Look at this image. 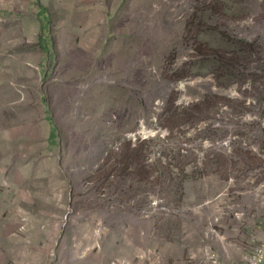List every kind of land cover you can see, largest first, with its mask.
<instances>
[{"label": "rangeland", "instance_id": "rangeland-1", "mask_svg": "<svg viewBox=\"0 0 264 264\" xmlns=\"http://www.w3.org/2000/svg\"><path fill=\"white\" fill-rule=\"evenodd\" d=\"M4 1L0 264H231L204 231L264 221V0H107L102 31L53 16L33 67Z\"/></svg>", "mask_w": 264, "mask_h": 264}, {"label": "crops", "instance_id": "crops-1", "mask_svg": "<svg viewBox=\"0 0 264 264\" xmlns=\"http://www.w3.org/2000/svg\"><path fill=\"white\" fill-rule=\"evenodd\" d=\"M20 1L7 2L4 0H0V15H8V17H18V12L16 8L13 10V6L17 5ZM108 2L107 0H28L26 2L22 1V8L24 11V20L25 23L22 26V30L25 32L36 33V41L33 42L32 49L34 50L35 57L37 60H32L30 58V66L33 67L38 64H44V60L51 59L53 44H51L48 40V36L46 34L50 32L52 23V17L55 16L58 19L54 26L62 29L61 24H65L64 26H73L74 28L79 26H86L88 28L93 27L90 22V19H94V22L98 23L97 26L98 31H102L107 29L108 22ZM11 11V13H9ZM8 12V13H7ZM23 16V13H21ZM64 19L61 22V19ZM19 26L13 29L14 31H18ZM45 32V38L43 43L40 40V33ZM42 45L43 47H40ZM37 50V51H36ZM51 62V61H50ZM49 62V63H50ZM47 63V64H49ZM46 64V65H47ZM44 68V67H43ZM45 72V71H44ZM2 106L0 111L2 110ZM51 132L49 131V134ZM51 137V136H49ZM48 144H50L48 140ZM49 146V145H48ZM32 159V158H31ZM130 227V225H129ZM132 229L134 228L131 225ZM142 230V227L139 228ZM48 250H44L45 255V263L51 264L50 255L52 252H47ZM61 257V262L59 264H108L110 262L109 256H107L103 252H98L97 256H93L92 259L86 258L83 259V256H79L77 251H62L59 255ZM88 255L84 256L87 257ZM42 262L41 260H38ZM40 264V263H35Z\"/></svg>", "mask_w": 264, "mask_h": 264}, {"label": "built area", "instance_id": "built-area-1", "mask_svg": "<svg viewBox=\"0 0 264 264\" xmlns=\"http://www.w3.org/2000/svg\"><path fill=\"white\" fill-rule=\"evenodd\" d=\"M218 198H223V193H221ZM236 217L240 219V215H236ZM220 219H222V214L211 215L204 231L205 239H218L223 245L224 248H220V255L226 256L228 254L231 264L237 262V254L247 255L246 264H264V221L256 220V222L254 221L249 224L252 226L255 225L256 228L246 226L245 230H242L241 225L237 223L234 225L225 224L223 226L225 233L221 235L219 230H217ZM228 243L236 247V255H232L227 251L226 246H228ZM202 251L209 257V262L211 264H222L219 261V253L212 247L205 246Z\"/></svg>", "mask_w": 264, "mask_h": 264}, {"label": "bare ground", "instance_id": "bare-ground-1", "mask_svg": "<svg viewBox=\"0 0 264 264\" xmlns=\"http://www.w3.org/2000/svg\"><path fill=\"white\" fill-rule=\"evenodd\" d=\"M220 199V198H219Z\"/></svg>", "mask_w": 264, "mask_h": 264}]
</instances>
